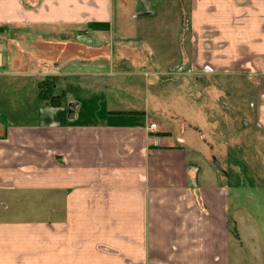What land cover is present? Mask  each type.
Listing matches in <instances>:
<instances>
[{
    "label": "crops",
    "instance_id": "crops-1",
    "mask_svg": "<svg viewBox=\"0 0 264 264\" xmlns=\"http://www.w3.org/2000/svg\"><path fill=\"white\" fill-rule=\"evenodd\" d=\"M0 29V264H235V186L264 187V0H0ZM127 71L179 74V136L88 108Z\"/></svg>",
    "mask_w": 264,
    "mask_h": 264
},
{
    "label": "rangeland",
    "instance_id": "rangeland-1",
    "mask_svg": "<svg viewBox=\"0 0 264 264\" xmlns=\"http://www.w3.org/2000/svg\"><path fill=\"white\" fill-rule=\"evenodd\" d=\"M162 28L163 27L160 22L156 27L158 36L157 41L160 42V44H168L167 38L174 35L166 34ZM75 49L77 54H81L79 47L76 46ZM173 76L169 77L168 75L165 78H162L161 82L159 81L156 85L150 84V87L145 84L144 77L137 75L135 71H127L114 77L110 76L111 81L109 88L107 90L96 91V93H101L98 103L88 108L94 111L93 113L96 112V114L106 113L108 111H144L148 108H151L152 111L160 110L163 112L162 115L160 113L154 116L151 115V119L155 120L159 126L163 127V121L166 119L165 114H167V117L175 118L174 120H171V123L174 126L175 135L179 136L181 134L179 129L180 123L176 117L180 116L184 109L183 106L180 105L181 99L178 83L179 74H174ZM194 77L197 76L194 75ZM114 81H119L120 86H116ZM213 93H215V91H211L209 89L205 90V95L211 96ZM217 94L218 97L223 96L221 92ZM217 94L215 93V95ZM204 100L206 101L207 99ZM63 106L66 110H68L69 105H66L65 103ZM207 108L208 109L206 110H214V108H210L209 104ZM28 109L31 111L30 108ZM34 110L35 108L33 111ZM216 111L217 110H214V113H216L214 116H216L220 122V127L222 128L220 131L221 134L225 126V123L223 122V113ZM206 115L209 116L208 114ZM95 120L98 119L95 118ZM237 127L238 131L242 133L231 141L234 145H237L235 144L236 139L242 143V140H244L243 133L244 131H247L246 128H244L242 121L237 123ZM190 135L193 140L192 145L190 144L189 148H200L197 144L200 139L198 134L191 132ZM223 140H225V138H222V141ZM233 143H231V145H233ZM242 148L244 149V147ZM242 160H245L243 164L248 163L246 162V156H242L241 161ZM253 162L258 163L257 161ZM260 181L263 182L262 180H256L255 177H247V179H245V183L252 182V186H255V188L247 186L246 189L243 186H235V195L239 197L236 199V202H234V212H236L234 215L235 219L238 221V224L235 225V264H264V187L260 185ZM246 195L249 199H253V201H249V199L246 198ZM232 208L233 206H231V210ZM251 211L253 217L250 218L249 214Z\"/></svg>",
    "mask_w": 264,
    "mask_h": 264
},
{
    "label": "trees",
    "instance_id": "trees-1",
    "mask_svg": "<svg viewBox=\"0 0 264 264\" xmlns=\"http://www.w3.org/2000/svg\"><path fill=\"white\" fill-rule=\"evenodd\" d=\"M90 28H92L93 30L107 31L109 29V25L108 24H91ZM53 87L54 85L51 79H47L46 81L42 82L39 86V97H41L43 100L52 101V104L55 106L57 105L56 100L58 98L53 97Z\"/></svg>",
    "mask_w": 264,
    "mask_h": 264
},
{
    "label": "water",
    "instance_id": "water-1",
    "mask_svg": "<svg viewBox=\"0 0 264 264\" xmlns=\"http://www.w3.org/2000/svg\"><path fill=\"white\" fill-rule=\"evenodd\" d=\"M75 109H76V106L75 105H69V112H68V119L70 121L74 120L75 118Z\"/></svg>",
    "mask_w": 264,
    "mask_h": 264
},
{
    "label": "built area",
    "instance_id": "built-area-1",
    "mask_svg": "<svg viewBox=\"0 0 264 264\" xmlns=\"http://www.w3.org/2000/svg\"><path fill=\"white\" fill-rule=\"evenodd\" d=\"M156 130H157V125L154 124V123L151 124V125H150V131H151V132H155Z\"/></svg>",
    "mask_w": 264,
    "mask_h": 264
}]
</instances>
